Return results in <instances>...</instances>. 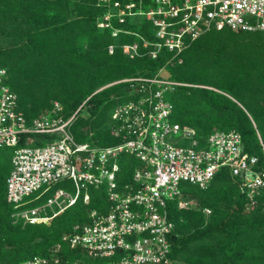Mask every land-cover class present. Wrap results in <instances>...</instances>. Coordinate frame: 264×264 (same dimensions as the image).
I'll list each match as a JSON object with an SVG mask.
<instances>
[{
	"label": "trees",
	"instance_id": "obj_1",
	"mask_svg": "<svg viewBox=\"0 0 264 264\" xmlns=\"http://www.w3.org/2000/svg\"><path fill=\"white\" fill-rule=\"evenodd\" d=\"M106 12L97 0H0V64L8 69V84L27 118L39 116L54 101L61 102L68 117L86 101L87 115L79 112L72 126L76 139L115 144L110 116L117 105L135 96L126 82L108 84L154 77L165 68L170 79L184 83L167 95L174 104L173 121L195 129L202 141L216 130L239 131L245 150L258 156L264 167V32L212 28L178 55L163 48L153 58V47H144L141 38L130 33L156 42L150 20L114 19V27L130 31L114 36L112 28L98 26ZM131 43H139L134 58L122 48ZM12 153L0 147V264L49 255L63 234L91 220L92 209L106 210L108 205L105 188L91 187L89 203L81 197L50 220L14 222L6 196ZM120 164L119 179L129 182L139 163L123 154ZM181 188L195 205L168 203L175 224L170 264H264V189L258 204L246 210V198L228 169L205 189L188 182ZM205 208L211 210L209 215ZM71 252L63 244L62 255Z\"/></svg>",
	"mask_w": 264,
	"mask_h": 264
},
{
	"label": "built area",
	"instance_id": "obj_2",
	"mask_svg": "<svg viewBox=\"0 0 264 264\" xmlns=\"http://www.w3.org/2000/svg\"><path fill=\"white\" fill-rule=\"evenodd\" d=\"M97 4L107 8L98 26L112 28L114 36L130 32L114 27V19L150 20L156 42L130 33L138 35L144 47H153V58L163 48L178 55L212 28L264 32V0H97ZM122 48L130 58L139 54V43ZM109 52H114V45ZM163 71L167 70L108 84L126 82L135 97L117 105L110 116L109 127L118 142L99 145L78 141L72 130L77 114L88 112L86 101L68 117L61 102L54 101L29 119L18 108L8 69L0 64V147L13 151L6 196L14 222L50 220L81 197L89 203L91 187H104L108 200L106 210L92 209L91 220L63 234L49 255H35L20 264H170L175 224L169 201L177 200L179 208L192 207L181 183L205 189L222 169L237 181L246 210L258 204L264 189L259 157L245 150L242 134L235 129L216 130L202 141L195 129L174 122V104L167 95L184 83ZM123 154L133 155L139 163L126 183L119 179ZM68 181L75 192L53 189ZM204 212L209 215L211 210ZM63 244L73 251L68 257L61 253Z\"/></svg>",
	"mask_w": 264,
	"mask_h": 264
},
{
	"label": "rangeland",
	"instance_id": "obj_3",
	"mask_svg": "<svg viewBox=\"0 0 264 264\" xmlns=\"http://www.w3.org/2000/svg\"><path fill=\"white\" fill-rule=\"evenodd\" d=\"M162 73L164 75H168V72L167 71H163ZM85 115H87V113ZM59 187H62L65 190H68V191H70L72 193L75 192L74 191V186L69 181L68 182H63L62 184L59 185ZM193 205H195V202L194 201H193ZM88 261L91 262L92 259H88ZM177 264H185V263H183V262H177Z\"/></svg>",
	"mask_w": 264,
	"mask_h": 264
}]
</instances>
